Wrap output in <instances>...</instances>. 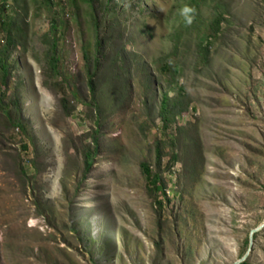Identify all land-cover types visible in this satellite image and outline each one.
Returning a JSON list of instances; mask_svg holds the SVG:
<instances>
[{
  "label": "rangeland",
  "instance_id": "1",
  "mask_svg": "<svg viewBox=\"0 0 264 264\" xmlns=\"http://www.w3.org/2000/svg\"><path fill=\"white\" fill-rule=\"evenodd\" d=\"M0 16V264L246 254L264 222V0H0Z\"/></svg>",
  "mask_w": 264,
  "mask_h": 264
},
{
  "label": "trees",
  "instance_id": "2",
  "mask_svg": "<svg viewBox=\"0 0 264 264\" xmlns=\"http://www.w3.org/2000/svg\"><path fill=\"white\" fill-rule=\"evenodd\" d=\"M0 21L4 24H6V21L4 19H2V16H0ZM12 21V20H10ZM216 23L220 24L221 20L220 19H216ZM9 44H7V48L10 50V45H12L13 39L12 37L9 38L8 41ZM55 43L53 44V47L51 49V68L54 70L55 73H57L58 71V62L60 60V56L58 55L56 49L54 48ZM8 62L4 57H0V70H2L4 72V74H2L3 76H0V83L3 85L5 81H7V68H8ZM58 74V73H57ZM90 85H91V90L93 93H95V86L96 83L94 84V80L91 79L90 80ZM1 101V99H0ZM163 104H162V108L164 109L163 114L166 113V108L168 105V95L165 94L163 96V100H162ZM2 102H0L1 104ZM12 104L14 106H18L20 103H18V101L16 99L13 100ZM2 107V105H0ZM4 108H7L8 106L3 105ZM12 122H14L13 125H16V127H20V128H25V124L19 120H11ZM95 141L97 140V138H94ZM156 144H157V140H156ZM97 147V145L95 146ZM93 151L92 150H88L86 152V161H85V168H84V172H83V178H81V182L80 184L83 182V180L86 178V174L87 172L90 171L92 164H93ZM155 159V163L158 164L160 162V147L156 146V158ZM157 169L159 168V165H156ZM142 170L143 172L146 174V178L149 182L150 185V190L151 191H155V190H162V187L164 186L163 182H162V176L161 173H159L156 170H153L150 165L146 162H142ZM159 204H161V200H157ZM257 233L255 232L254 235H256ZM250 240V237H249ZM240 264H251L248 260V258L244 261H242Z\"/></svg>",
  "mask_w": 264,
  "mask_h": 264
},
{
  "label": "water",
  "instance_id": "3",
  "mask_svg": "<svg viewBox=\"0 0 264 264\" xmlns=\"http://www.w3.org/2000/svg\"><path fill=\"white\" fill-rule=\"evenodd\" d=\"M262 227H264V222H263L261 225H259L258 227L252 229L251 234H250V246H249L248 251L246 252V254H245L244 256H242L240 259L236 260V261L234 262V264H239V263H241L242 261H244V260L247 259L248 255L250 254V251H251V249H252L253 240H254L253 235H254V233H255L258 229H260V228H262Z\"/></svg>",
  "mask_w": 264,
  "mask_h": 264
},
{
  "label": "clouds",
  "instance_id": "4",
  "mask_svg": "<svg viewBox=\"0 0 264 264\" xmlns=\"http://www.w3.org/2000/svg\"><path fill=\"white\" fill-rule=\"evenodd\" d=\"M190 11H192V9L188 8V7H185L183 9V13L185 15V18L187 20V22H191V16H188L187 13H189Z\"/></svg>",
  "mask_w": 264,
  "mask_h": 264
}]
</instances>
